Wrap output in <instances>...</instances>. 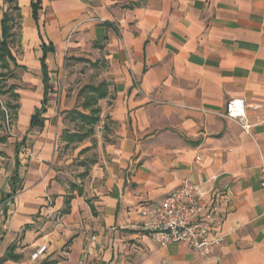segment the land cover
Listing matches in <instances>:
<instances>
[{"label":"crops","instance_id":"obj_1","mask_svg":"<svg viewBox=\"0 0 264 264\" xmlns=\"http://www.w3.org/2000/svg\"><path fill=\"white\" fill-rule=\"evenodd\" d=\"M16 1L15 74L37 76L40 101L24 109L20 182L15 150L11 176H0V204H12L3 205L0 264H264V0ZM44 47L46 120L31 129L45 96ZM87 85L107 90L100 123L69 142L65 131L83 123L68 114L91 111L80 96ZM232 99L244 100L251 135L226 117ZM74 159L77 174L67 168ZM184 181L221 195L212 235L223 241L209 255L140 229L142 208ZM13 189L20 196L4 202ZM41 245L47 253L33 262Z\"/></svg>","mask_w":264,"mask_h":264},{"label":"built area","instance_id":"obj_2","mask_svg":"<svg viewBox=\"0 0 264 264\" xmlns=\"http://www.w3.org/2000/svg\"><path fill=\"white\" fill-rule=\"evenodd\" d=\"M226 117L237 122L247 135H251L252 125L244 100H230ZM261 172L264 187V161ZM216 179L217 176L211 178ZM18 196L19 193L10 201ZM220 199L221 195L214 188L184 181L160 203L147 204L142 208L140 229L159 244H186L195 253L209 255L223 241V238L212 235L216 205ZM47 250L46 245H41L31 254V260L36 262L44 258Z\"/></svg>","mask_w":264,"mask_h":264},{"label":"trees","instance_id":"obj_3","mask_svg":"<svg viewBox=\"0 0 264 264\" xmlns=\"http://www.w3.org/2000/svg\"><path fill=\"white\" fill-rule=\"evenodd\" d=\"M5 4L8 5V10L2 14V19L0 21V82L5 81L8 78L14 79L15 69L18 67L16 63L15 56L13 55L11 45L16 37V29L20 28V7L17 4L16 0H3ZM33 14L34 17L37 18L38 11L40 9L39 4L33 2ZM44 57L42 58V68H43V82L45 84V96L42 102L41 108H37L32 115L30 121V128L34 127H44L45 118L43 117L46 113V105L49 101L48 94L50 90L48 71L46 66V56L49 51L52 49L43 48ZM6 83V82H5ZM18 88L13 85L8 90H4L2 86H0V95H9L13 101H18L20 99V95L17 92ZM80 96L84 97L83 107L85 109H91V111L86 114L75 110L70 112L68 115H75L78 119L81 120L83 125L81 126L79 132L71 133L70 131H65V137L67 141H84L88 137L92 136L96 132V127L100 123V109L97 108L98 102L101 99L107 97V90L104 85L93 86L87 85L85 86L81 92ZM13 101L8 102L5 106V109L0 107V120H5L8 117V111L11 112L13 119H16L18 116L19 104L13 103ZM1 128V126H0ZM8 141V136H0V144H5ZM22 144H17L15 149V171L14 177L12 178L14 183L20 182L19 177V154L20 148ZM0 152V156H1ZM13 194V195H12ZM12 194L4 195V202L10 201V199L17 194V190L13 189ZM6 205V204H4ZM43 264H54V262L46 261Z\"/></svg>","mask_w":264,"mask_h":264},{"label":"rangeland","instance_id":"obj_4","mask_svg":"<svg viewBox=\"0 0 264 264\" xmlns=\"http://www.w3.org/2000/svg\"><path fill=\"white\" fill-rule=\"evenodd\" d=\"M24 11L25 14L29 13L30 8L24 2ZM8 10V5L4 3L3 0H0V20L2 18V14ZM16 37L14 42L11 45L12 52L14 55L18 56L21 54L22 47L19 40V29H16L15 31ZM16 77L14 79L8 78L5 81L0 82V86L3 87L4 90H8L11 86L15 85L18 90L17 92L20 93L21 99L19 101H13V99L9 95H0V107L2 109H5V106L8 102L13 101V103H18L21 105V110L18 113V117L16 119H13L11 112L8 111V117L5 120H0V136H8V142L6 144H0V152L2 154V157L0 158V176L1 175H7L11 176L13 164H14V150L16 147V144L20 143L23 138L28 134L27 133V127H26V119H23L24 115V109L27 107L32 108L34 104H38L40 101L39 96V90H38V81L37 76L34 73L26 74L23 71H18L16 74ZM6 82V83H5ZM28 113V112H27ZM26 113V116L28 115ZM30 116V115H29ZM73 130V127H71ZM97 133H100V128H98ZM100 135V134H99ZM65 155H67V152H64ZM73 152H68V156H71ZM29 153L27 151L24 152L25 157ZM71 157H69L66 161H69ZM78 159H74L72 164H69L67 166L68 170H73L77 172L80 169L79 163L77 162ZM62 167V165L55 164L54 160L50 164L51 169H59ZM21 193V192H20ZM19 193V194H20ZM10 209L12 208V204L9 205ZM3 214V205L0 204V220L3 221L4 219Z\"/></svg>","mask_w":264,"mask_h":264}]
</instances>
